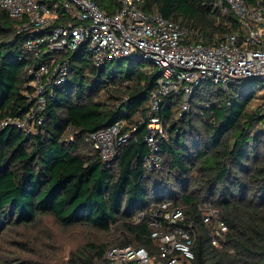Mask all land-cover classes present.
<instances>
[{"label":"trees","instance_id":"16d2710c","mask_svg":"<svg viewBox=\"0 0 264 264\" xmlns=\"http://www.w3.org/2000/svg\"><path fill=\"white\" fill-rule=\"evenodd\" d=\"M213 0H142L144 12H159L204 41L238 34V21L221 15ZM248 6L264 0H244ZM114 10V0H97ZM21 22L0 8V124L27 121L33 105L29 68L36 57L23 50ZM70 70L47 96L42 121L32 134L0 127V242L17 251L0 264H50L52 237L43 222L60 229L84 228L90 237L64 264H96L114 247L154 250L147 221L134 216L173 200L195 234L194 264H264V90L256 78L231 82L224 90L204 81L188 110L167 95L154 113L166 132L158 142L160 169L149 168L145 118L149 94L161 70L141 59L95 67L85 51L63 53ZM122 123L126 143L103 162L88 136ZM220 211L228 230L217 246L199 207ZM48 242V243H47Z\"/></svg>","mask_w":264,"mask_h":264},{"label":"built area","instance_id":"2783aa9c","mask_svg":"<svg viewBox=\"0 0 264 264\" xmlns=\"http://www.w3.org/2000/svg\"><path fill=\"white\" fill-rule=\"evenodd\" d=\"M114 2V10L107 11L99 7L97 0H0V8L21 22L20 30L26 33L23 50L37 60V66L27 70L34 99L28 120L7 118L0 127L13 124L24 135L34 133L35 125L42 121L47 96L70 73L66 58L60 59L63 53L85 51L95 67L141 59L161 70L156 87L149 94L145 118V140L151 152L146 166L159 170L158 142L166 138V132L154 113L163 97L181 96L184 112L193 91L204 81L224 90L231 82L251 78L264 81V5L213 0L218 13L238 21L242 40L238 34H226L221 41L211 43L202 38L196 40L192 31L159 12H144L142 0ZM122 127V123H116L88 136L103 162L112 161L116 148L127 142L129 134ZM198 212L201 222L209 225L210 244L217 246L228 230L219 209L205 203ZM133 221H147L155 249L114 247L96 264H194L195 234L191 224L184 227V211L173 200L149 206L137 213Z\"/></svg>","mask_w":264,"mask_h":264},{"label":"rangeland","instance_id":"374dc122","mask_svg":"<svg viewBox=\"0 0 264 264\" xmlns=\"http://www.w3.org/2000/svg\"><path fill=\"white\" fill-rule=\"evenodd\" d=\"M122 63L123 65L128 64L126 60ZM145 65L148 66L149 63L145 62ZM258 88H263L264 90V82L260 83ZM43 225L48 234L52 237L51 242L54 243L46 252L48 257L53 255L50 264H64L68 255L84 244V242L91 236L90 233L81 227L64 230L60 229L51 220H45ZM16 253L17 251L13 248V245L10 244V242H0V254L3 258L14 257Z\"/></svg>","mask_w":264,"mask_h":264},{"label":"water","instance_id":"95a60500","mask_svg":"<svg viewBox=\"0 0 264 264\" xmlns=\"http://www.w3.org/2000/svg\"><path fill=\"white\" fill-rule=\"evenodd\" d=\"M124 60H129V59H124ZM260 82H264L262 79L259 80Z\"/></svg>","mask_w":264,"mask_h":264}]
</instances>
